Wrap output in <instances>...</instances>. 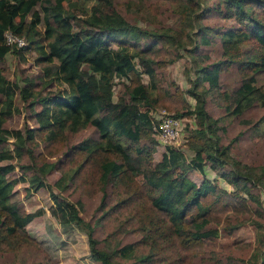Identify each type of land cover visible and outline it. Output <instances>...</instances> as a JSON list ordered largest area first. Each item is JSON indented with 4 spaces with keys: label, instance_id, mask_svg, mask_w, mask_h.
<instances>
[{
    "label": "trees",
    "instance_id": "trees-1",
    "mask_svg": "<svg viewBox=\"0 0 264 264\" xmlns=\"http://www.w3.org/2000/svg\"><path fill=\"white\" fill-rule=\"evenodd\" d=\"M97 1L74 28L73 16L62 5L66 0H0V148L10 142L17 167L35 171L38 178L31 179L29 188L45 187L57 209L67 211L57 217L59 225L85 236L92 263L124 260L132 264H194L195 259L201 263L204 256L200 240L218 235L229 203L241 197L231 196L215 181L205 178L196 185L185 172L202 173L208 164L224 182L233 186L242 183L241 192H248L243 185L246 181L264 191V154L259 165L251 167H240L225 157L218 132H225L226 127L210 119L207 110L212 96L223 106L224 116L229 117L226 123L237 121L254 130L264 123V82L256 84L257 78L264 75V0H223L239 22L233 19L232 24L221 27L206 23L216 3L200 8L191 0H160L173 3L174 13L186 25L196 23L187 44L191 46L193 66L209 91L197 92L193 84L187 90L194 100L193 110L188 111L185 105L183 110L176 108L177 117L192 112L200 120L195 137L188 140L190 145L195 142L190 159L167 145L153 165L154 132L147 111L141 108L179 97L176 89L173 94L162 90L157 78L176 57L166 50L172 36L135 27L114 8L113 0ZM40 4L41 15L35 10ZM40 23L42 33L37 29ZM6 32L25 39L36 54L35 64H44V76L66 85L69 96H40L32 93L29 81L19 88L5 78L2 62L6 54L13 49L22 59L21 48L5 43ZM105 42L115 47L106 49ZM212 42L218 44L221 59L204 63L207 57L201 54V48ZM86 58L90 61L84 67ZM223 62L231 67L243 62L249 75L222 86ZM141 75L147 77V84L142 83ZM115 79L128 82L120 83L119 102L113 100ZM15 90L27 101L25 109L33 115L35 128H7V118L17 110ZM35 105L38 110H32ZM254 106L263 113L253 114ZM249 115L256 117L250 120ZM86 130L87 136L69 142ZM206 131L212 135L209 141L204 139ZM39 146L42 153L36 151ZM14 167L2 164L0 154V255L13 256L30 246L43 253L39 241L25 230L41 210L23 212L18 202L11 201L16 180L7 179V174ZM50 171L59 174L51 185L44 179ZM150 192L154 195L147 198ZM247 197L257 200L249 193ZM89 200L94 205L91 217L85 220L80 214H87L84 206L92 203ZM101 233L104 237L99 238ZM121 235L124 242H116L109 251L104 249L108 238ZM52 261L46 256L44 264Z\"/></svg>",
    "mask_w": 264,
    "mask_h": 264
},
{
    "label": "rangeland",
    "instance_id": "rangeland-1",
    "mask_svg": "<svg viewBox=\"0 0 264 264\" xmlns=\"http://www.w3.org/2000/svg\"><path fill=\"white\" fill-rule=\"evenodd\" d=\"M196 2L201 8L205 5L217 4L214 13L206 21L211 27H221L233 23L236 19L225 5L223 0H191ZM71 4L73 6L69 7ZM98 4L97 0H87L82 2L80 0H66L63 2V7L67 13L73 17L71 22L73 27L79 23L82 17L90 13L92 6ZM42 4L37 5L35 10L42 14ZM112 5L116 10L122 13L130 22L134 23L135 27L146 30H154L166 33L172 36L171 43L166 45V50L169 54H176V57L168 62L164 67V74H158L157 78L160 80V87L162 90H168L173 94L176 89L179 99L167 98L166 104H158L151 107H142L147 111L149 118L152 121L160 118L163 115H177L178 110H183L184 105L188 111H192L194 107L193 98L187 93L195 84V91L205 92L209 91L206 83L201 81L200 73L195 69L192 62L190 51V44H187L191 34L196 29V23L191 22V25H186L184 20L174 13L175 8L173 3H168L160 0L139 1V0H113ZM29 17H27L28 19ZM238 21V19H236ZM239 22V21H238ZM191 28V31H190ZM37 29L42 33V24L37 25ZM24 46L21 47L20 55L22 59L15 54L13 49L9 51L3 59L2 67L4 70L5 78L15 83L19 88L23 87L28 81L32 84V93H38L40 96H52L60 94L62 96H69L66 85L50 80L49 77L44 76L41 71L44 64L37 65L34 62L36 54L27 47L25 39ZM178 42H181L176 46ZM106 43V42H105ZM183 45V46H182ZM182 46V47H181ZM14 48H17L13 46ZM108 47H115L112 43L105 44ZM247 46L244 47V49ZM248 49V48H247ZM100 54V52L98 53ZM201 54L207 58L204 63L212 61H219L221 59L220 49L216 42H212L211 46L201 48ZM170 56V55H167ZM204 57V56H203ZM83 66L86 67L90 61L89 58L84 60ZM221 83L222 86L236 83L240 77L249 75L248 66L245 63L231 67L228 62H223L220 65ZM163 79H165L163 81ZM141 81L147 84V77L141 75ZM127 85V80L115 79L113 84V100L120 101L121 86L120 83ZM264 82V75L257 78L256 84ZM194 89V88H193ZM139 89L136 90L138 92ZM167 95V94H165ZM207 110L209 111V118L215 120L218 126L221 123L226 127L225 132H218L221 140V147L225 153V157L239 164L240 167H251L259 165V160L264 154V123L257 126V128H245L240 122L233 121L226 123L229 117L224 116L222 113V105L216 102V98L209 96ZM15 108L6 121V126L9 129L35 128L37 126L33 115L25 109L27 101H23L20 97L18 90L14 92L13 99ZM185 102V104H184ZM178 108V110H176ZM32 110H38L35 105ZM262 110L258 106H254L253 114H262ZM250 114V112L245 113ZM244 114V115H245ZM177 117V116H176ZM256 116L249 115L248 119H254ZM200 125L199 118L190 113L189 116L181 118V131L178 138V144L169 145L173 149L180 151L186 160L190 159L193 155L194 143L188 142L190 138L195 137V131ZM202 129L204 126H201ZM242 132L241 134H238ZM79 135V136H78ZM78 135L72 136L69 139L70 143L77 141L80 137L88 135V131H82ZM237 135H239L237 137ZM212 135L206 131L204 139H211ZM236 137V138H235ZM153 142L155 143L154 152L152 154L150 164L153 165L159 162L161 155L164 152L165 146H162L156 141L152 135ZM10 141V138H9ZM36 151L42 153V148L39 146ZM1 163H11L15 167L12 172L7 174L10 180H16L14 185V193L11 201L18 202L23 212H32L37 209L41 210V214L32 219L26 226L25 230L28 235L39 241V246L42 248L43 253L51 258L52 264H94L88 256L87 241L82 233L74 229H65L59 225L57 217L63 213L64 209H57L58 205L52 202L49 198L48 191L45 187L35 190L29 188L31 179L38 178L37 174L32 169L21 170L15 164L12 155V145L7 143L0 148ZM205 159V154H202ZM26 158L22 159L25 163ZM227 169L226 166H222ZM52 172V173H51ZM177 174L180 173L175 169ZM51 173V174H50ZM186 178L194 182L196 185L205 178L209 182L215 181L219 187L225 189L227 193L234 196H240L241 200H234L229 203L230 208L227 209L222 225L218 226V235L216 237H209L200 240L201 253L204 256V261L199 263L195 259L194 264H209L213 261L216 264H264V191L261 187L254 183L247 182L244 185L248 192H241L239 188L242 183L238 182L236 185H230L221 179L218 174L209 168L208 164L204 165L203 172L199 173L196 170H189L185 172ZM59 177L56 171H50L45 176V182L49 185ZM137 182H140V176L137 177ZM25 189H28L25 191ZM54 192V191H53ZM251 194L256 199L247 197ZM154 192H150L146 197L150 198ZM92 203H86L84 211L87 214H80L83 219H89L92 215ZM67 213V211H65ZM99 238L104 237V233L98 235ZM128 240V238L126 239ZM124 242L122 235L118 237L108 238L107 244L104 247L106 251L112 249L115 243ZM42 251L34 246H30L27 251L21 250L13 256H1L0 264H44ZM115 264H132L130 261L115 260Z\"/></svg>",
    "mask_w": 264,
    "mask_h": 264
},
{
    "label": "built area",
    "instance_id": "built-area-1",
    "mask_svg": "<svg viewBox=\"0 0 264 264\" xmlns=\"http://www.w3.org/2000/svg\"><path fill=\"white\" fill-rule=\"evenodd\" d=\"M4 39L7 45L12 44L17 48L24 46L23 39L13 36L9 32L4 34ZM149 120L152 123L153 136L160 145L166 147L167 145L178 144L181 131V118L173 115H163L155 121H152L151 118Z\"/></svg>",
    "mask_w": 264,
    "mask_h": 264
},
{
    "label": "crops",
    "instance_id": "crops-1",
    "mask_svg": "<svg viewBox=\"0 0 264 264\" xmlns=\"http://www.w3.org/2000/svg\"><path fill=\"white\" fill-rule=\"evenodd\" d=\"M0 154H1V153H0ZM12 171H13V170H12ZM12 171H10V172H12ZM51 173H52V172H51ZM51 173H50V174H51ZM7 179H8V178H7ZM32 212H33V211H32ZM35 218H36V217H35Z\"/></svg>",
    "mask_w": 264,
    "mask_h": 264
}]
</instances>
